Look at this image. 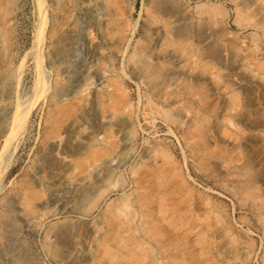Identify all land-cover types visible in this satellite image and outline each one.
I'll return each mask as SVG.
<instances>
[{
    "label": "rangeland",
    "instance_id": "1",
    "mask_svg": "<svg viewBox=\"0 0 264 264\" xmlns=\"http://www.w3.org/2000/svg\"><path fill=\"white\" fill-rule=\"evenodd\" d=\"M74 1L80 0H43L41 8L39 0H0V70L9 72L8 85L20 80L12 100L36 95L32 49L41 44L50 84L61 81L60 100L78 106L70 141L89 143L77 154L64 152L65 132L45 143L50 105L44 91L11 148L1 182L0 202L12 199L15 214L31 218L0 239V264H264V0L252 16L241 0H178L182 20L159 16V28L150 33L143 26L153 15L152 0H85L73 48L64 55L56 39L75 17ZM209 7L219 10L201 33L200 15ZM107 18L127 28L119 46L104 36ZM178 24L186 25L183 40L173 34ZM208 46L219 54L210 56ZM101 69L107 73L98 74ZM104 89L123 98L116 115L97 102ZM249 101L253 116L244 108ZM204 120L206 145L194 138L188 144ZM251 140L248 152L244 144ZM3 141L0 134V150ZM113 141L108 174L76 176L77 158ZM247 153L257 172V197L240 188ZM27 178L36 181L34 190L23 187ZM86 187L91 195L80 200ZM146 213L153 216V234L141 230ZM59 228L67 231V247Z\"/></svg>",
    "mask_w": 264,
    "mask_h": 264
},
{
    "label": "bare ground",
    "instance_id": "2",
    "mask_svg": "<svg viewBox=\"0 0 264 264\" xmlns=\"http://www.w3.org/2000/svg\"><path fill=\"white\" fill-rule=\"evenodd\" d=\"M39 1H40L41 8H42V1L43 0H39ZM86 1H88V0H86ZM260 1L261 0H241V1H239V4H241V6L243 5L242 8H243V10L246 11V13L249 10L248 11V12H250L249 15L252 16V15L258 14L262 11V9H260ZM36 2H37V0H36ZM152 6H153V15L151 17V20L149 21L150 23L144 24L143 31H146V32L148 31L150 33V29L152 30V29L159 28V26L156 25L158 22H160L159 16H163V17L164 16H167V17L173 16V17H176V20L177 19L182 20V16H183L182 11H181L182 6L179 5L178 0H152ZM241 6H240V8H241ZM84 7H85V0L73 2V8L72 9L75 12V17L74 18L72 17L73 21H71L72 20L71 19L70 20L71 22L67 23V28L65 29L66 30L65 34L62 35L61 37H59L58 39H56V44L62 45V46H60V50H61V53H63L64 55L68 54V52L71 51L73 48L71 46L73 43V37H74V35H77V31H78L77 27H78V24H79L80 19H81L79 17V13L81 10L84 9ZM95 7L96 6H94L93 4L92 5H90V4L86 5V9L88 11L95 10ZM262 7H263V5L261 6V8ZM43 9H41L40 11H42ZM221 9L224 11V14H227V10H225L226 8L224 6ZM241 9H239V10H241ZM216 10L217 9H215L213 7H209L207 10H203L202 14L200 15L199 24H198L200 32L201 31L203 32V28L205 26H207L206 24H208V26H209V23H212L214 21L213 18H214V14H215ZM218 10H219V8H218ZM92 15H94V14H92ZM45 18H46V16H45ZM263 19H264V16H263ZM42 22L43 21H41V23ZM164 22H165V20H164ZM167 22H168V20H167ZM41 23H40V26L37 25L38 30H39L38 32H40V34L43 32V23L42 24ZM117 23L118 24H116L114 21H111L107 18V22H106L107 26L105 25L106 31L104 32V36H106L107 41H110V44L114 45V46H119V44L123 43V40H124L125 34H126V29H127L123 25L119 24V22H117ZM165 25H167V24L165 23ZM168 25H169V23H168ZM184 26H186V25H184ZM184 26L181 24L180 25L178 24L177 26H174V29H173L172 25L170 26L174 30L173 34L176 35L177 40H183L182 38H184L186 36L185 35L186 29ZM105 27H103V28L105 29ZM136 27H137V22L134 23L133 30H135ZM199 31H197V32H199ZM0 36H1V34H0ZM42 39H43L42 35L41 36L38 35L37 42L41 41ZM1 40L4 42L5 41L8 42V40L5 37H3ZM1 44H2V42H1ZM35 45H36V43L34 44L32 51H33L34 58H35V59L34 58L33 59L36 61V68H35L36 69V91H35L36 95H33L34 98L31 101H26V100L24 101L23 100V102H21L18 99V97H19L18 95H15V97L17 96L18 100L15 99L14 97L12 100V95L14 96V93L18 90V85H20L19 84L20 80L17 76L15 78L13 77L14 79L13 80L11 79L12 81H10L9 82L10 84L8 85V82L6 83V79L9 77V72L6 69L0 70V86L1 87L3 86L2 89L0 88V134L4 137V141H3L4 143H3L2 148L0 150V190H1V182L4 178V175H5V172L8 168V166L10 165V160L12 159V154H13L12 151L13 150H11V148L14 146L16 139L24 132V130L26 128L27 121H28V116H29L31 110L33 109V107L35 106V104H37L38 100L40 99L39 97H41V95L44 94L43 93L44 91H48V94H49L48 100H49V105H50L49 113H48V116H49L48 117V123L46 126V131L44 133L45 143H49L51 141H54V139L61 132H65L67 134V137L65 139V144H64L65 151L64 152H67L69 154H77L81 151V149L87 148L86 146L89 144L88 141H82V142L76 141L75 143H72L70 141L71 131L78 124V118L80 116L76 113V109L78 108V106L75 102H72V101L63 102L60 100V97L63 95L66 87L61 81H59L57 79H55L53 81L52 85L50 84L49 74H48L49 70L47 72V70L43 66V60L41 57L42 54L40 51L41 49L39 47V45L41 46V44H38V46H35ZM2 47L5 49L8 46H2ZM171 47L173 48L174 46H171ZM208 47H210V46H208ZM189 49H188V51H189ZM216 49L217 48L215 46L212 48L210 47L208 50V54L210 56H213V57L218 55L220 50H216ZM1 53L2 52H0V64H1V57H2ZM138 53L139 52H134L132 54V58H131L132 61L137 62L136 60L138 59L137 58ZM166 54H167V52H166ZM63 58H65V57H63ZM18 68H21V66L20 67L18 66ZM150 70H152V69H150ZM105 73H107V72H105V70H103V69L98 71V74H101V75H103ZM153 77H156V76L152 75V80L156 81V80H154ZM184 78H186V77H184ZM112 82H114V80ZM5 90H6V93L4 92ZM33 92H34V90H33ZM109 92L107 91V89L102 90L99 93V95H97L98 96L97 102H100L101 110L103 112H107L109 114L116 115L119 108L123 104V98L119 97L118 95H114L113 93L110 94ZM45 94H46V92H45ZM109 95H110V99L106 100L105 98ZM30 96H31V94H30ZM222 96H223V94H222ZM29 100H30V98H29ZM92 105H94V104H92ZM227 106L230 107L231 105L229 106L227 104ZM251 107H252V103L250 101L244 103V108H245V110H247L246 113H250V115H252ZM243 116H245V113H243ZM255 121H257V120H255ZM208 123L209 122L204 120V122L198 123L197 125H195V127L193 128V131L191 133V135L193 137H190V140L189 139L187 140V138H186L188 144L191 143V140L194 138V140H196L197 143L202 144V145H206L207 139L209 137L208 136V131H209V126H208L209 124ZM189 133H190V131H189ZM86 139L89 140V139H91V137L86 136ZM94 141H98V138H94ZM252 141L253 140L247 141L244 144V146L247 148L248 152L252 151L251 150L252 148L248 147V144H251V143H252L251 145L253 147L254 142H252ZM116 150H117V144L113 141V142H110L108 144L99 145L98 149L92 151L86 157L77 158V160L75 161V163L77 164V167H78V170L76 172V176H86L91 171H94L96 176L97 175L103 176V174H108L109 171H111L112 166H114L113 165V163H114V157L113 156H114ZM247 154H248L247 159L244 162V165L241 167L242 172L245 174V178H243L242 181L240 182V188L245 190L250 196L257 197L258 196L256 194V190L258 189V186L256 185V183H257L256 182L257 172L254 171L253 167L251 166L252 164H251L250 154L249 153H247ZM46 160L49 163H54V164L56 163L51 158H46ZM35 186H36V181H34L32 178H27L23 182V187L27 190H31L33 188H36ZM78 194H79L80 200H84V199L89 198V196L91 195V190H90V188L86 187L85 189H81ZM1 201L2 202H0L1 203V206H0V239L4 236H9L13 231H15L16 229H19L20 220L28 221L31 218V213H29V212L21 211L18 214L17 213L15 214V212H14V210H15L14 205L15 204L13 203L14 201L12 199L3 198ZM152 218H153V216L151 214L146 213V214L142 215L140 227H141V230L143 231L144 234H150V233L153 234L154 231L157 230L155 227V223H153ZM57 234H58L59 242L62 243L63 246L67 247L70 243L67 231L63 228H59V231L57 232ZM11 238H13V237H11ZM144 238H145V236H144ZM51 253L53 256H58V255H60L61 251L58 248H52ZM18 264H20V263H18Z\"/></svg>",
    "mask_w": 264,
    "mask_h": 264
}]
</instances>
